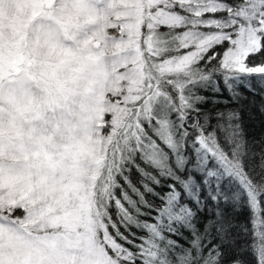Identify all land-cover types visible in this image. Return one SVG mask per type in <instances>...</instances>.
I'll list each match as a JSON object with an SVG mask.
<instances>
[{
    "label": "snow or ice",
    "instance_id": "1",
    "mask_svg": "<svg viewBox=\"0 0 264 264\" xmlns=\"http://www.w3.org/2000/svg\"><path fill=\"white\" fill-rule=\"evenodd\" d=\"M254 83L264 0H0V264H264Z\"/></svg>",
    "mask_w": 264,
    "mask_h": 264
},
{
    "label": "trees",
    "instance_id": "2",
    "mask_svg": "<svg viewBox=\"0 0 264 264\" xmlns=\"http://www.w3.org/2000/svg\"><path fill=\"white\" fill-rule=\"evenodd\" d=\"M240 92L242 95V101L239 105H233V107L239 108L248 138L256 141L258 147L259 143L264 141V115L261 114V101L262 98H264V92L260 91V85L258 83H254L250 86H241ZM133 179L135 180V177H133ZM225 211L230 216L234 215L230 208H226ZM247 217V209H241L236 218L240 222H247ZM237 251L243 253L242 259L246 262V264H255L253 255L251 252L245 251L244 245H242L238 250H226L225 260H230Z\"/></svg>",
    "mask_w": 264,
    "mask_h": 264
}]
</instances>
